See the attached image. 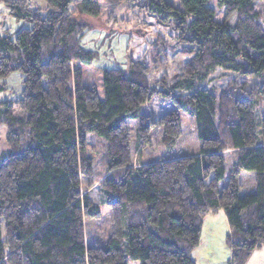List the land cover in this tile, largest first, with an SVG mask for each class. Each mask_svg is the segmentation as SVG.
<instances>
[{"label":"trees","instance_id":"trees-1","mask_svg":"<svg viewBox=\"0 0 264 264\" xmlns=\"http://www.w3.org/2000/svg\"><path fill=\"white\" fill-rule=\"evenodd\" d=\"M103 1L111 16L121 4ZM125 1L171 19L185 63L151 84L142 60L130 61L126 72L103 70L101 98L83 82L93 53L80 46L88 26L79 19L98 18L99 0H0V93L12 95L0 100L7 145L0 155V264H195L203 220L218 210L230 228L229 264H246L264 245V123L256 112L264 99V0H215L222 23L211 0H180L182 10L164 0ZM218 70L243 80L211 86ZM10 76L20 79L18 95L9 93ZM152 97L173 109L157 119L140 113ZM182 116L196 127L198 151L132 164L127 118L138 121L140 158L152 127L166 149L175 146ZM89 134L102 139L107 156L98 183ZM243 173L253 174L244 193ZM93 186L97 203L86 192ZM102 204L112 230L102 244L86 245L84 219L99 218Z\"/></svg>","mask_w":264,"mask_h":264},{"label":"rangeland","instance_id":"rangeland-1","mask_svg":"<svg viewBox=\"0 0 264 264\" xmlns=\"http://www.w3.org/2000/svg\"><path fill=\"white\" fill-rule=\"evenodd\" d=\"M117 1H120L121 4L116 5L112 16L109 13V9H107V2L99 0L98 18L93 19L86 16L79 18L82 23L88 26L87 32L80 41V46L93 53L91 64L81 69L83 82L87 87H95L101 98H103L101 80L103 70L118 68L126 72L130 61L142 60L149 66L148 83L151 84L164 70H167L170 76L172 74L175 75L185 63V59L179 53L180 45L172 38L174 31L171 19L163 21L158 17V14L146 11L145 7L130 6L125 0ZM164 1L176 9H183L180 0ZM74 4L75 1L71 4L73 8ZM209 6L214 11V20L222 23L224 8L219 6L215 0H211ZM6 17L7 15H4L5 27H10L13 33L16 32L19 26L13 25L11 18ZM228 23L234 24L235 17L231 16L228 19ZM0 31H2V26H0ZM163 40L165 41V46L162 45ZM164 61L167 63L165 67H163ZM231 79H236L238 82L243 80L235 73H225L222 70H218L215 73V80L210 85L222 87ZM16 80L13 78L9 80L12 87H16ZM11 97L12 95L8 93H0V100ZM172 109V104L160 102L158 98L152 97L140 108V113L157 119ZM256 112L257 117L264 123L263 98L259 99ZM126 124L130 131V154L134 165H138L141 158L144 164H148L159 160L183 157L198 151L199 140L196 127L189 117H181L180 138L177 144L170 149H166L160 143L159 128L152 127L150 129L151 147H144L140 158L137 151L139 146L138 121L127 118ZM256 128L260 130L259 124L256 125ZM5 134V127L0 126V155L7 149ZM87 142V155L92 161V180L94 183H98L105 174L104 162L107 158V156L106 158L104 156L105 148L102 139L94 134H89ZM240 182L242 193H244L251 189L253 179L248 174L243 173ZM86 192L93 202H98L96 186ZM100 209L99 218L84 219L86 245L102 244L112 230L108 207L102 204ZM218 212L206 215L203 220L199 243L191 252V257L194 259L195 264L230 263V252L226 245V235L230 228L224 212L222 210ZM124 244H126L125 238ZM128 264L139 263L129 261ZM246 264H264V245L252 251Z\"/></svg>","mask_w":264,"mask_h":264},{"label":"crops","instance_id":"crops-1","mask_svg":"<svg viewBox=\"0 0 264 264\" xmlns=\"http://www.w3.org/2000/svg\"><path fill=\"white\" fill-rule=\"evenodd\" d=\"M11 78H13V79H17L16 80V87H12V84H11V82L9 81L11 78H9L8 80H7V84H8V86H9V91L11 92L12 91V93H14L15 95H18V94H20V92H21V82H20V79H19V77L18 76H10ZM10 84H11V86H10ZM14 90V91H13ZM245 174H248L252 179H253V174H251V173H245ZM219 211V210H218ZM218 211H216L217 213H219ZM215 212V213H216ZM212 214H214V213H212ZM209 215V214H208ZM225 215V214H224ZM201 234V233H200ZM230 252V251H229ZM194 260V259H193ZM195 262V261H194Z\"/></svg>","mask_w":264,"mask_h":264}]
</instances>
